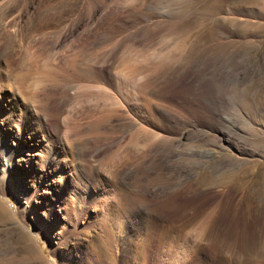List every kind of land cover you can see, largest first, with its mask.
I'll use <instances>...</instances> for the list:
<instances>
[{
  "label": "rangeland",
  "instance_id": "374dc122",
  "mask_svg": "<svg viewBox=\"0 0 264 264\" xmlns=\"http://www.w3.org/2000/svg\"><path fill=\"white\" fill-rule=\"evenodd\" d=\"M0 43L81 66L49 118L0 52V264H264V0H0Z\"/></svg>",
  "mask_w": 264,
  "mask_h": 264
},
{
  "label": "bare ground",
  "instance_id": "6f19581e",
  "mask_svg": "<svg viewBox=\"0 0 264 264\" xmlns=\"http://www.w3.org/2000/svg\"><path fill=\"white\" fill-rule=\"evenodd\" d=\"M67 35V34H66ZM105 45V44H104ZM109 46V45H108ZM106 47V46H105ZM104 49V48H103ZM3 50H5V51H3ZM7 50H8V52H7ZM105 50V49H104ZM1 51H3V52H6L7 53V56L8 57H12V56H14L16 53H18V55H19V60L17 61V63H16V65H17V68L14 70V74L15 75H18V77L19 78H22L23 76H25V75H28L29 77H32V82H31V86H27V81H26V83H24V86L22 87V85H12L11 84V88H12V90L13 91H15V92H17L18 94H20V95H23L22 97L23 98H25V94H24V91H25V89L27 88V93H30V95H29V98H31V100H32V102H33V100H37V101H39L40 102V104H39V107H40V109H39V111H40V113L41 112H46V111H48V112H46V114H48V117L49 118H53V115L52 114H50V109H48V108H50L52 105H49L48 107L45 105V103H47L46 102V100H47V96L46 95H44L43 96V99H41V94H42V92H44V90L46 89V87H47V85L48 84H50V83H52V85L54 84L55 86H59V85H61V87H63L62 88V94H64L63 96H62V98L60 99V103L58 104V105H65L66 104V102H67V100L69 99L68 98V95H67V91H68V89L71 87V85H72V82H76L77 81V83L76 84H79V80H80V78H81V72H80V67L81 66H79V65H77L76 64V60L75 59H73L74 61L71 63V66H73V69L74 70H71V72H70V70H67V73H65V72H63L62 70H60L58 67H56V66H54V65H56V64H50V66H48V62H46V61H44L43 63H40V62H38V61H36V63H39V64H35V62L33 61V60H31V58H27V59H25V57L22 55V53H23V51H21V50H16V49H14L11 45H7V44H2V43H0V52ZM87 51V50H86ZM88 51H90V50H88ZM97 51V50H96ZM105 51H107V50H105ZM108 52V51H107ZM107 52H105V53H107ZM109 53V52H108ZM88 58H91V57H93L94 55H95V52L94 51H92L91 50V52H89L88 54ZM107 55H109V54H106V56ZM110 56V55H109ZM112 56V55H111ZM103 58V57H102ZM104 59V58H103ZM108 59V58H107ZM128 59V58H127ZM88 60H92V59H88ZM102 61V60H101ZM100 61V62H101ZM127 61V60H126ZM21 66L23 67L22 69H24V71L23 72H19V69L21 68ZM31 67L33 68V69H31ZM103 67V66H102ZM102 67H100V68H102ZM86 68V67H85ZM88 68V69H87ZM87 68L86 69H84L85 70V75H82V76H84V79H86L85 81L87 82L86 84H85V90L84 91H82V92H75V95H74V97L75 98H79L80 96L82 97L83 96V98H86L85 100L86 101H84V106L82 107V108H79V106H81V105H79L78 106V110L80 109V110H82V111H84V110H86V108L88 109H92V112L95 110V109H97V107H99V105L97 104V101L98 100H102V103L104 104V105H102V107L103 106H105L106 107V104H107V101L109 102V99L107 98V94H106V92H105V90H103L104 88H102L100 91L101 92H96L95 90H94V88L96 87V85H92L93 83H94V80L96 81V83L97 82H104L105 84H107V85H109L110 83V79H109V74L107 73V69H106V67H103L101 70H100V72L98 71V73H97V71H96V74L94 75V73L95 72H93L94 71V68H91V67H89V66H87ZM141 68H143V67H141ZM133 69V68H132ZM142 70V69H141ZM65 71V70H64ZM137 72L138 71H140L139 69L138 70H136ZM69 72H70V74H69ZM80 72V73H79ZM132 74V73H131ZM125 76H127L126 74H124ZM95 76H99V78L97 77V78H95ZM101 76V77H100ZM141 76V75H140ZM202 76V75H201ZM59 77V78H58ZM84 79H82V80H84ZM69 82V83H67V86H64V84H65V82ZM176 83V82H175ZM26 84V85H25ZM47 84V85H46ZM81 84H83V83H81ZM113 85V84H112ZM197 86L198 87H200V90H202L201 92L205 95V96H210V92H209V88H208V86H207V83H205V82H198L197 83ZM180 87V86H179ZM43 88H44V90H43ZM149 88V87H148ZM176 88V87H175ZM196 89H198L197 87H196ZM26 92V91H25ZM105 93V94H104ZM101 94H104V96H102ZM31 96H34V97H36V98H33V97H31ZM96 96H98V99H97V101L96 102H94L93 100L95 99L94 97H96ZM207 96V97H208ZM102 97V98H101ZM94 98V99H93ZM206 99H208V98H206ZM80 100V99H79ZM33 102V103H38V102ZM207 101H209V100H207ZM101 103V104H102ZM111 103V102H110ZM56 107H57V104H56ZM56 107L55 108H53L54 110H56ZM88 109V110H89ZM96 111V110H95ZM94 111V112H95ZM55 112V111H54ZM91 112V113H92ZM78 113V117H80V115L81 114H79V112H77ZM94 114V113H93ZM93 114H91L92 116H93ZM92 116L90 117V114H89V117L91 118V119H93L92 118ZM88 117V116H87ZM86 117V118H87ZM107 117V116H106ZM94 120H95V118H94ZM98 120V119H97ZM96 120V121H97ZM97 123L99 124V122L97 121ZM95 127V126H94ZM59 128H60V126H59V124H56L55 123V128H54V131H55V134H57V133H59L58 132V130H59Z\"/></svg>",
  "mask_w": 264,
  "mask_h": 264
}]
</instances>
